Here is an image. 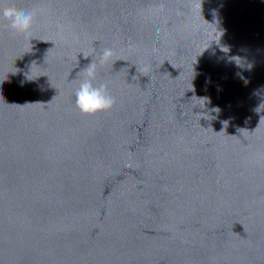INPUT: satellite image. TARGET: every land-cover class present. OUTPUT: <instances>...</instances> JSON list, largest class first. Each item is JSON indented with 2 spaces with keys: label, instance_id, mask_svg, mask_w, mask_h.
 <instances>
[{
  "label": "water",
  "instance_id": "95a60500",
  "mask_svg": "<svg viewBox=\"0 0 264 264\" xmlns=\"http://www.w3.org/2000/svg\"><path fill=\"white\" fill-rule=\"evenodd\" d=\"M4 3L0 264H264V0Z\"/></svg>",
  "mask_w": 264,
  "mask_h": 264
},
{
  "label": "clouds",
  "instance_id": "9594fccd",
  "mask_svg": "<svg viewBox=\"0 0 264 264\" xmlns=\"http://www.w3.org/2000/svg\"><path fill=\"white\" fill-rule=\"evenodd\" d=\"M36 12L32 9H18L13 4H5L0 0V20L7 22L10 35L22 36L28 44L32 39V28L35 23ZM57 30L63 32L64 25L57 24ZM111 48L101 50L97 61L92 62L83 72L84 78L80 80L75 90V107L81 115L92 116L101 112L109 111L116 103V99L108 90V84L104 82L95 83L97 63L101 66L113 57ZM144 71H148L145 66Z\"/></svg>",
  "mask_w": 264,
  "mask_h": 264
}]
</instances>
